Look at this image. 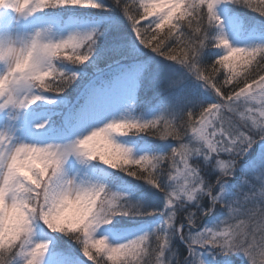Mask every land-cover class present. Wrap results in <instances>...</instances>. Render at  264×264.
I'll use <instances>...</instances> for the list:
<instances>
[{"label": "snow or ice", "instance_id": "obj_1", "mask_svg": "<svg viewBox=\"0 0 264 264\" xmlns=\"http://www.w3.org/2000/svg\"><path fill=\"white\" fill-rule=\"evenodd\" d=\"M223 2L113 0L145 48L183 65L215 101L178 116L112 120L67 143L27 142L16 135V124L26 120L37 102L53 103L49 97L72 84L76 73L57 62H87L95 51L96 34L71 33L54 40L50 29L38 28L26 35L0 36V119L6 118L0 129V264H42L50 241L33 239L36 224L74 240L89 264H181L172 246L174 237L188 250L184 264H205L201 250L222 256L242 253L247 264H264V183L259 193L250 185L237 199L222 195L237 161L258 141L264 143V44L236 47L222 31H210L221 25L215 7ZM229 2L264 16V0ZM65 6L101 7L96 0H0V10L11 14L0 17V26L11 18L26 19ZM206 47L223 53L201 64ZM47 125L44 119L32 128L41 131ZM139 133L171 140L174 146L162 154L133 156L113 139ZM70 155L99 161L163 193L162 222L150 232L110 242L104 228L114 217L154 212L142 211L139 202L102 183L65 178L62 166ZM212 173L214 183L208 179ZM205 198L208 204L202 206ZM193 202L195 208H187ZM217 206L226 209V217L201 226ZM55 264L74 261L60 256Z\"/></svg>", "mask_w": 264, "mask_h": 264}, {"label": "rangeland", "instance_id": "obj_2", "mask_svg": "<svg viewBox=\"0 0 264 264\" xmlns=\"http://www.w3.org/2000/svg\"><path fill=\"white\" fill-rule=\"evenodd\" d=\"M96 3L102 7L100 0H96ZM101 7L81 8L94 10L100 9ZM215 12L220 17L221 25L219 26V29L214 27L215 31L213 30V33L217 30L222 31L232 46L253 47L264 44L263 25H259L255 22L252 26L245 25L244 19L239 14L233 13L227 9L226 2L217 4ZM5 15L10 16L11 14L5 13L4 10H0V17H4ZM43 16V14H40L39 19H34L33 15L26 19L11 18L6 25L0 26V36L26 35L38 28L50 29L48 35L54 40L64 38L71 33L94 32L96 34L101 21V18H95L93 16L83 18L70 17L69 14H65L63 18H61L60 15H58V17H50L46 15L47 18ZM150 19L152 18L149 17V20ZM141 24L146 25L147 21H141ZM132 38L133 40L131 39L130 45L125 52L122 53L121 58L117 60L118 62L114 60V63L109 65L107 69L99 73L85 86L79 94L78 99L69 107V112L67 110L63 114V122L61 125H53L49 120L51 115L49 112H51V110L47 108L52 107L56 101L51 104L37 102V104L29 109L26 120L22 118L21 121L16 124V135L20 139L37 144L67 143L87 134L94 128L104 126V124L112 120L137 119L138 117L135 116L137 109L135 105L136 93L139 88L140 75L145 67L142 62H140V64L135 62L139 57L148 60L150 64L153 65V76H157L159 71L164 72L166 74L165 77L171 82V89L177 85H182V88L186 87L189 90L194 88V91L197 90L198 92L196 93L195 91L194 96L190 100V103H193L195 96L197 95V104H194L195 111H198L201 105H207L208 103L215 101L213 93L205 88L202 85V82L196 80L183 65L162 62L157 53L152 50H145V47L136 39L133 31ZM215 49L219 52V55L223 53L222 49ZM203 52L204 49L201 53L200 61L202 60ZM2 68L3 65H0V69ZM237 71H240V69L238 68ZM49 98L52 99L53 97ZM57 103L61 105V102ZM159 108H162V105ZM166 108H171L169 102L166 103ZM158 111L161 112L160 109ZM0 117H3L2 113H0ZM44 119L48 120L46 128L41 131L33 130L32 125ZM5 122L6 118L0 119V129H3ZM131 136H133V134L127 136L117 135L114 136L113 139L116 143L130 148L133 156L146 154L150 150L148 144H136L131 140ZM170 148L168 150H170ZM259 153L261 154L262 151H259ZM253 157L254 154L250 156L249 159H254ZM249 159L247 161H250ZM62 171L65 178L75 179L76 182L85 180L94 183H102L107 186L108 176L111 169L107 168L99 161L83 160L75 155H70L65 160L62 166ZM243 172H245L248 178H253L254 182L257 180V182L260 183V187L261 184L264 183V170H254L253 167H249ZM238 173L239 175L235 177V174ZM241 176L244 177L240 171L235 169L231 176L232 180L230 181L234 183L236 179H242ZM229 187L230 183H227L225 185V191L222 194L224 199L227 197L226 194ZM123 191L129 195L130 187H125ZM212 211H214V209ZM159 224L160 223L156 220L155 222H152V224H142L125 230L113 229L105 226L104 235L110 242H115L117 237L123 240L145 231L150 232ZM33 239L47 240L50 241V244L53 241L52 237L43 228L38 227L37 225H35L34 228ZM177 240L180 242L178 238ZM57 257L60 256L51 255L47 252L42 264H55ZM201 258L205 261V264H211V257L209 254L201 255ZM72 259L74 264H85L81 260L75 258ZM241 259L243 264H247V260L243 254Z\"/></svg>", "mask_w": 264, "mask_h": 264}, {"label": "trees", "instance_id": "obj_3", "mask_svg": "<svg viewBox=\"0 0 264 264\" xmlns=\"http://www.w3.org/2000/svg\"><path fill=\"white\" fill-rule=\"evenodd\" d=\"M128 3H131V0H127ZM102 7L100 9L87 10L79 6L71 7H59L52 9H45L40 14H43L45 18L58 17V15L63 18L65 14H69L70 17H95L101 18L100 26L96 31V44L95 51L93 52L90 59L79 65H71L67 62H57L58 67L63 68L66 72H75L76 79L72 84L64 90V92L57 95H52L53 102L56 103L49 107L51 109V115L49 120L53 125L59 126L62 124L63 114L69 110V107L74 103L75 99L79 95L80 91L88 84L90 81L95 78L99 73L107 69L109 65L114 63V60H119L122 56V53L130 45L132 38V28L128 19L124 16L123 12L114 5L113 0H101ZM227 9L233 13L239 14L243 19L244 23L247 26H252L255 23L264 26V16H261L259 13L251 10L248 7H245L243 4L231 3L229 0H226ZM40 14H34L38 16ZM47 15V16H46ZM41 17V18H43ZM216 28V27H215ZM213 27L210 31L213 33L215 31ZM167 31V26L160 32L163 35ZM144 49V48H143ZM145 50H151L145 48ZM219 52L216 51L214 47L204 48L203 57L200 61L201 64L211 63L217 56ZM162 62L167 64L175 63L170 61L160 55H158ZM145 65L144 71L140 77V86L137 93L136 99V115L138 118L135 120L138 121H148L161 114L164 115H180L183 112L191 109L195 111L194 104H197V95L193 103H190V100L196 93L194 88L189 90L186 87H181L182 85H177L171 89L170 81L165 77L166 74L162 71H159L157 76H153V65L150 64L148 60L139 57L138 60ZM118 62V61H117ZM60 63V65H59ZM165 70V69H164ZM223 71V70H221ZM223 77L221 76V80ZM198 88V87H196ZM57 102H61V105ZM171 104V108H166V103ZM162 108H159L161 107ZM161 110L159 112L158 110ZM131 140L136 144H148L150 150L146 153L149 155L153 154H162L168 152L169 148L174 146V142L171 140H159L155 137L148 136L144 133L133 134ZM264 143L257 142L252 146L249 151L244 154L237 161L236 170L244 176L240 180H235L232 183V178L228 179L230 187L227 189V197L225 200L237 199L238 195L244 191H248L250 185H255L257 193L260 191L259 182H254L253 178H248L245 172V169L253 167L254 170H264ZM263 146V147H261ZM261 147V148H260ZM256 149V150H255ZM259 151H262L260 154ZM254 154V159H249L250 156ZM250 161H247V160ZM215 173H212L208 179L210 182H215ZM239 175L235 174V177ZM247 180L249 183L245 184L244 181ZM108 188H111L113 191L125 192L123 189L125 187H130V194L128 198L133 202H139L142 206V211H152L154 215L152 216H116L113 218L112 223L107 225L113 229H126L134 227L140 224H152L156 220L161 223L163 217L160 215V209L163 208V193L159 192L157 189L152 186L145 184L143 181H137L132 177L126 176L124 173L117 170L111 169L108 176ZM241 202L243 197H240ZM202 206H207V198L201 202ZM187 208H195V203L193 202L190 205H187ZM211 216L207 217L201 225L209 224V226L219 220H222L226 217L227 212L225 208L219 206L213 208ZM242 219L244 217H241ZM38 227L43 228L53 239L52 243L49 246L48 253L51 255L58 256H67L83 261L85 264H89L87 258L82 255L79 251V245L61 233H52L44 228L41 224H36ZM172 246L176 249L180 259L181 264H184V257H188V250L183 244L179 242L177 238H173ZM200 255L209 254L211 257V264H243L241 259L242 253H234L228 256H222L216 254L214 251L209 250L207 252L201 250ZM214 257V258H213ZM191 257H189V262H191ZM111 264V262H108Z\"/></svg>", "mask_w": 264, "mask_h": 264}]
</instances>
